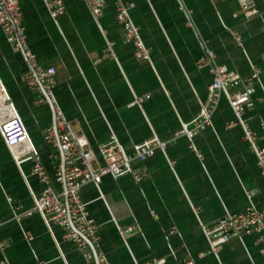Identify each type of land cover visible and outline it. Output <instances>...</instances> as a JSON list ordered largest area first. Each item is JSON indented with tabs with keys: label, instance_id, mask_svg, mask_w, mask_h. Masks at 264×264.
Segmentation results:
<instances>
[{
	"label": "crops",
	"instance_id": "obj_1",
	"mask_svg": "<svg viewBox=\"0 0 264 264\" xmlns=\"http://www.w3.org/2000/svg\"><path fill=\"white\" fill-rule=\"evenodd\" d=\"M129 1L134 3L131 17L150 49L147 61L138 60L125 40L115 17L116 0H105L98 19L84 0H64L65 12L56 18L44 0H20L28 45L41 64L54 67L52 91L76 135L85 137L94 151L111 134L127 152L152 136L167 142L164 151L133 162L147 169L138 184L125 174L83 185L81 196L99 227V249L109 264H264L263 244L256 243L255 232L226 234L217 224L250 204L264 207V175L242 127L227 126L234 119L227 96L220 98L209 124L192 137L182 128L208 97L211 75L197 64L202 38L230 77V93L249 94L242 118L264 146V0ZM180 1L189 14L179 8ZM108 42L114 56L103 57ZM253 66L260 69L259 79L247 86ZM27 69L24 54L12 51L0 29V78L53 175L61 153L54 155L43 136L54 111L49 103H36L40 94L22 78ZM103 162L96 155L93 165ZM31 166L29 160L21 164L26 183L0 135V260L65 264L60 248L69 264H83L61 227L52 225L58 248L32 210L31 191L40 192L42 184L31 175ZM52 186L63 188L54 180ZM249 190L255 191L251 199ZM129 227L131 234L120 233ZM216 245L217 254L212 251Z\"/></svg>",
	"mask_w": 264,
	"mask_h": 264
},
{
	"label": "built area",
	"instance_id": "obj_2",
	"mask_svg": "<svg viewBox=\"0 0 264 264\" xmlns=\"http://www.w3.org/2000/svg\"><path fill=\"white\" fill-rule=\"evenodd\" d=\"M44 2L52 18L64 14V0H44ZM84 2L92 16L98 19L102 14L105 0H84ZM133 6L132 1L116 0V21L122 28L125 40L132 43L134 56L138 60L147 61L150 60V49L143 41L140 29L131 17L130 10ZM179 8L186 14L190 13L181 1ZM0 29L12 51H21L27 60L28 69L23 73L22 78L30 88L40 94L36 103H50L53 108L54 123L44 129L43 137L46 143L55 149L54 155L57 153L58 156L60 152L63 158V168L57 166L54 174L50 175L0 78V135L26 183L27 175L23 172L21 164L29 160L32 163L31 175L42 184L40 192L31 191L32 210L40 215L58 248L59 240L53 233V224L61 227L63 239L75 243L76 249L83 258V264H109L106 254L99 249V227L88 211L81 196V189L87 183L98 185L105 176L117 178L125 174L130 175L133 182L138 184L147 176V169L142 165L134 166L133 162L142 163L157 150L164 151L167 142L152 136L135 144L132 151L127 152L118 137L111 134L107 140L97 145L95 151L91 149L85 137L75 134L69 120L56 102L52 91L55 84L54 67L41 64L28 45L20 0H0ZM233 34L238 44H241V36L236 32ZM200 42L203 55L198 59L197 64L201 67L206 66L211 75L207 87L208 97L201 103L193 119L183 122V133L192 137L196 129L209 124L220 98L225 94L234 114V119L230 120L227 126L242 127L243 139L249 149L254 152L256 164L260 173L264 175V146L258 144L257 134L244 123L242 118V107L249 101V94L247 92L230 93V77L218 63L214 51L207 47L205 40L201 38ZM111 46L112 42H108L109 52L103 57L114 56ZM98 60L100 58L96 61ZM259 75L260 69L253 66L246 85L251 86L258 81ZM141 100L138 98V101ZM190 148L193 149V146L190 145ZM96 155L104 160L97 166L93 165ZM197 155L202 157L199 152ZM52 180L62 183L63 188L59 191L55 190ZM254 193V190H249L248 198L251 199ZM217 224L224 230H231L232 233L255 232L256 243L263 244L260 251L264 253V207L257 208L250 204L244 211L229 214L218 220ZM202 228L204 231L208 230L206 225H202ZM132 232V227L120 230V233L125 236ZM87 240L96 250V260ZM3 247L4 243L0 242V249ZM219 249V245L212 247L215 254ZM59 255L65 264H69L60 248ZM0 264H6L5 260L1 259ZM178 264H192V262L184 261Z\"/></svg>",
	"mask_w": 264,
	"mask_h": 264
},
{
	"label": "water",
	"instance_id": "obj_3",
	"mask_svg": "<svg viewBox=\"0 0 264 264\" xmlns=\"http://www.w3.org/2000/svg\"><path fill=\"white\" fill-rule=\"evenodd\" d=\"M50 104V103H49ZM51 105V104H50ZM52 107V106H51ZM53 109V108H52ZM52 123H54V112H53V117H52ZM61 158H62V154H61ZM61 166H62V168H63V158H62V162H61ZM224 231V233H226V234H230V233H232V231L231 230H223ZM88 241V240H87ZM88 245H89V247H90V249H91V251H92V253L94 254V257H95V260H96V250L94 249V247H93V245L88 241Z\"/></svg>",
	"mask_w": 264,
	"mask_h": 264
}]
</instances>
